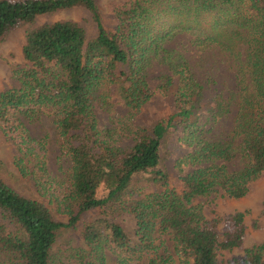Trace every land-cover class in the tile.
Instances as JSON below:
<instances>
[{
    "label": "trees",
    "instance_id": "trees-1",
    "mask_svg": "<svg viewBox=\"0 0 264 264\" xmlns=\"http://www.w3.org/2000/svg\"><path fill=\"white\" fill-rule=\"evenodd\" d=\"M73 7L89 11L96 35L87 40L73 19L29 29L24 63L15 67L19 86L0 91V131L17 148L18 172L62 206L68 220L0 177V264H107V252L117 264H219L218 250L242 246L245 213L208 218L195 199L218 190L242 198L264 171V0H116L112 30L96 0H0V39L40 15ZM181 33L228 58L234 72L235 88L209 99L202 122L197 103L204 85L187 59L166 46ZM155 61L165 67L159 90L175 88V112L141 126L133 118L151 98L148 71ZM107 84L118 85L126 113L100 128L94 101ZM232 104L226 137L207 136L211 122L229 114ZM39 113L52 118L69 158L65 178L50 175L43 139L31 136L23 122ZM172 128H181L179 139L189 147L176 161L174 181L161 157ZM124 137L132 143L121 145ZM143 179L162 190L138 197L134 187ZM91 210L98 213L84 225L83 244L54 255L59 233L76 228ZM225 264H264V240Z\"/></svg>",
    "mask_w": 264,
    "mask_h": 264
},
{
    "label": "rangeland",
    "instance_id": "rangeland-1",
    "mask_svg": "<svg viewBox=\"0 0 264 264\" xmlns=\"http://www.w3.org/2000/svg\"><path fill=\"white\" fill-rule=\"evenodd\" d=\"M116 0H96L102 22L107 29H114L117 24V17L111 8V2ZM61 19H73L77 21L84 29L86 39L89 40L96 35V25L91 18V14L83 7H73L71 9L48 13L37 17L34 23H23L13 31L0 39V91L9 88H17L19 83L15 76V67L17 64L24 63L22 56V47L25 42V36L29 29L37 25L52 22ZM166 46L169 49L177 51L189 62L195 76L200 83L204 85L203 95L200 97L197 105L199 106L198 115L200 121L207 115L209 99L217 92L221 91L226 97L235 88L234 72L231 68L228 58L219 54L215 50H202L195 41L194 37L187 33L177 34L174 39L169 41ZM156 62V61H155ZM165 71V67L154 63L148 71V83L151 89V98L142 105L138 114L133 118V122L141 126H149L153 121L167 120L175 112L174 86L166 92L159 90L160 75ZM99 95L94 101V111L97 116L100 128L110 127L116 123V116L126 113V107L121 98L118 85L107 84L100 90ZM103 96V97H102ZM231 111L223 118H219L207 133V136L213 137L220 135L226 137V133L232 127V118L235 113V106L232 104ZM31 136L43 139L46 148L45 161L47 170L51 176L62 179L69 172V158L61 149L52 118L45 113L35 114L31 118L23 119ZM207 124L205 128L211 127ZM181 128L170 129L165 142L161 145L162 168L167 172L169 180L174 181L179 170L176 161L184 155L189 147L184 145L181 137ZM132 143L129 138H123L121 145L128 146ZM18 154L17 148L13 142L7 139L0 131V177L5 183L18 193L38 199L44 202L54 213L55 217L63 222L68 220L67 214L62 206L56 202L50 201L46 197L38 194L36 187L30 177L22 176L15 164V156ZM187 170V168H186ZM135 191L138 197L150 192H159L162 186L159 183L147 179L140 180L135 184ZM196 203L203 205V212L210 218L216 213L221 219L235 211H243L246 230L241 247L231 251L218 250L217 259L219 264L233 257H241L243 249L253 244H260L264 240V171L262 175L249 185L248 192L239 199H233L225 196L222 191L212 192L208 196L197 197ZM97 211L91 210L80 215L76 228L63 229L53 246L54 255L66 250L70 246H81V232L84 225L97 215ZM123 226H131V221H121ZM223 221L219 225V231L222 232ZM167 245L170 242L167 241ZM107 264H117L112 253L107 252Z\"/></svg>",
    "mask_w": 264,
    "mask_h": 264
}]
</instances>
